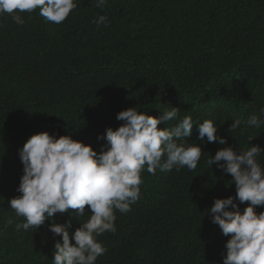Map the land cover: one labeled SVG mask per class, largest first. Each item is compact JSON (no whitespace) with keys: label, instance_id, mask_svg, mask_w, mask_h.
Listing matches in <instances>:
<instances>
[{"label":"trees","instance_id":"16d2710c","mask_svg":"<svg viewBox=\"0 0 264 264\" xmlns=\"http://www.w3.org/2000/svg\"><path fill=\"white\" fill-rule=\"evenodd\" d=\"M76 2L59 25L38 10L18 13L23 25L0 16V264H52V221L18 230L24 218L10 208L23 175L18 150L48 132L99 152L106 140L97 137L119 127L116 115L130 107L154 117L172 107L181 119L190 115L185 140L202 155L193 171L141 173L140 199L128 213L115 211L116 232L97 238L107 251L96 264H223L230 236L207 209L214 198L234 196L235 186L207 160L226 146L264 148V124L241 135L251 115L264 120V0H108L102 9L95 0ZM99 15L110 24H93ZM205 119L227 145L197 139L195 124ZM235 119L240 128L229 133ZM257 159L264 166V152ZM74 212L54 221H71L74 232L90 218Z\"/></svg>","mask_w":264,"mask_h":264},{"label":"clouds","instance_id":"9594fccd","mask_svg":"<svg viewBox=\"0 0 264 264\" xmlns=\"http://www.w3.org/2000/svg\"><path fill=\"white\" fill-rule=\"evenodd\" d=\"M107 3L108 0H95V7L102 9ZM78 6L76 0H0V16L10 15L16 24L23 25L24 19L18 13L38 10L47 22L59 25ZM92 23L98 27L110 24L105 15H99ZM178 112L172 107L154 117L137 107L120 111L116 115V120L122 122L120 126L108 127L97 137L106 140L99 152L71 136L33 134L18 150L23 165L16 189L20 195L10 201V208L24 218L17 229L38 230L46 220L52 221L48 226L54 240L52 264H96L107 251L97 238L105 232L115 233V211L128 213L130 205L140 199L143 171L155 175L157 169L170 172L174 168H197L202 147L185 140L192 136V117L181 119ZM172 120L177 123L158 127ZM241 123L239 119L232 121L229 133L240 128ZM243 123L241 135L247 128H260L264 120L253 114ZM195 125L199 141L205 142L206 138V143L227 145V138L218 134L219 128L212 120ZM262 152L264 148L259 145L244 149L226 146L207 160L211 167L215 165L216 170L230 175L235 186L234 196L214 198L207 209L211 223L218 225L225 237L230 236L223 264H264V211H256V207H264V166L257 159ZM245 203L248 206L241 212L240 205ZM70 209L75 210L71 213L75 218L90 213V218L74 232L69 231L71 221H54L56 214L68 213Z\"/></svg>","mask_w":264,"mask_h":264}]
</instances>
